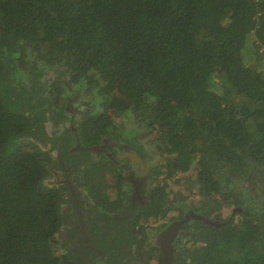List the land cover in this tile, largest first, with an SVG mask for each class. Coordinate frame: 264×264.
I'll return each instance as SVG.
<instances>
[{"label":"trees","instance_id":"obj_1","mask_svg":"<svg viewBox=\"0 0 264 264\" xmlns=\"http://www.w3.org/2000/svg\"><path fill=\"white\" fill-rule=\"evenodd\" d=\"M37 64L68 81L57 92L77 84L100 98L83 144L118 116L142 119L175 153L162 159L168 176L192 164L203 195L241 207L238 221L203 226L204 245L176 264H264V211L249 214L231 190L239 178L264 184V0H0V264H82L60 245L61 192L41 185L45 156L16 143L29 122L10 100ZM156 191L130 212V232L162 213Z\"/></svg>","mask_w":264,"mask_h":264},{"label":"flooded vegetation","instance_id":"obj_2","mask_svg":"<svg viewBox=\"0 0 264 264\" xmlns=\"http://www.w3.org/2000/svg\"><path fill=\"white\" fill-rule=\"evenodd\" d=\"M38 65L28 68V74L21 80L25 84H17V106L29 122L28 134L42 137L50 146L52 144L51 148L43 145L44 163H48L47 167L51 170L54 161L47 150L55 155L54 163L58 171L65 174L63 178L66 183L56 185L61 192L62 202L63 235L60 241L63 246L71 244L73 255L82 264H162L163 255L156 245L157 238L172 223L183 221L189 215L171 240L173 264H176L187 249L204 245V237L210 228H217L212 225L213 222L224 225L231 219L238 221L240 215L244 217L241 207H230L232 212L239 210L234 216L230 214L221 219L219 215L223 206L219 209V205L210 200L212 195H203L196 181L200 197L197 204H187L185 197L175 193L181 171L177 176L174 173L168 176L169 164L162 160L166 156L174 157L175 153L164 154L155 132L145 129L142 119L118 116L114 118L115 124L111 130L97 141L91 136V141L84 145L79 127L85 118L97 113L100 98L94 90L77 84L57 92L54 84L66 80L65 77L57 78V73L50 77L48 71ZM33 74L37 79L32 77ZM61 123L63 128L54 129ZM156 158L158 161H155ZM149 161H152V166L146 173L145 163ZM89 167H96L97 170L87 173ZM127 175H135L132 180L137 179L136 182H125ZM145 176L148 178L145 179ZM123 185L127 189L133 188L134 212L143 210L149 204V192L157 190L155 197L159 199L162 213L154 219L140 221L138 224L144 223L142 233L138 232V224L130 232L133 215L125 208ZM219 198L218 195L216 199ZM244 207H247L245 201ZM247 208L250 209H247L249 214L256 210L260 211L255 213L264 211V207ZM172 211L177 214L170 216ZM205 225L207 232L201 234ZM259 231L264 239V225Z\"/></svg>","mask_w":264,"mask_h":264},{"label":"rangeland","instance_id":"obj_3","mask_svg":"<svg viewBox=\"0 0 264 264\" xmlns=\"http://www.w3.org/2000/svg\"><path fill=\"white\" fill-rule=\"evenodd\" d=\"M246 50L249 51L248 55L246 56V59H250V60H255L256 57L253 55V48L251 46V42L250 40H248L247 46H246ZM244 61V59H243ZM259 64L262 65V63L259 62ZM264 68V66H263ZM48 71V75L51 77L53 73H55L53 70L51 69H47ZM28 74V73H27ZM33 78L37 79V77L33 74L32 76ZM45 78V77H44ZM19 100L18 98H11L10 102H11V106L12 108H14L15 110L20 108L17 106ZM76 106V105H75ZM81 110L83 109L82 107L80 108ZM129 120V122L131 121L130 119H127V121ZM60 125V126H59ZM56 125V127L54 129L57 128H63V124H59ZM63 130L60 131V133ZM43 145L46 146L47 148H51L52 144L50 146V144L48 142L45 141V139H43ZM52 158H55V155H52ZM155 161H158V159L156 158ZM152 166V161H149V163H145V172H148L149 167ZM53 171L56 172L55 175V179L54 181L57 183H61L64 182V178L63 176L65 174H62L58 171L57 169V165L53 162L52 164V168ZM188 169H190L188 171ZM150 175H151V171H150ZM149 175V176H150ZM135 178V175H127V178L125 179V182L128 181H132L134 183V181L136 182V180H132ZM148 177L145 176V179H147ZM149 180V179H148ZM178 181L179 183L175 185V189L177 194H180L181 197H185L187 200V204H197L200 197L198 196V186H196L197 184H195V171L193 169V165H189V167H187L185 170L181 171V173L178 174ZM134 185V184H133ZM124 188H126L123 185ZM234 187V188H233ZM133 188L131 187V189H127L125 193H131L132 195L130 197H132L129 201L130 203L133 205V209H134V195L132 193ZM231 190L238 196L241 197L245 203L247 207H255L256 209H261L264 206V196H263V191H264V184L259 181V180H255V179H244V178H239L235 181V184L232 186ZM125 195V194H124ZM66 196V194L64 195ZM218 196V194H214L210 197V200L212 199L213 202L216 201V197ZM173 197V194L170 195V198ZM126 198V197H125ZM260 203V205H258ZM129 209L128 211H134L133 209ZM177 213L172 211L170 212V216H175ZM230 214H232V209L230 207H226L223 206L222 207V212L221 215H219V217H221V219L227 218ZM63 219V217H62ZM63 228V227H62ZM61 235H63V230H60V233L57 235L60 239ZM60 242V241H59ZM61 245V243H60ZM68 244L65 245V248H67Z\"/></svg>","mask_w":264,"mask_h":264},{"label":"water","instance_id":"obj_4","mask_svg":"<svg viewBox=\"0 0 264 264\" xmlns=\"http://www.w3.org/2000/svg\"><path fill=\"white\" fill-rule=\"evenodd\" d=\"M16 143L18 145H23V146H32L36 149H38L41 153H43V139L42 137H38L36 135H33L32 133L27 134L26 136L17 138ZM46 152L49 153L50 158L55 161V158H52V155L49 151L46 150ZM48 175L41 181L42 186H47V187H56L57 182L54 181L56 172L53 171V169L49 170L48 167ZM63 183H66L65 181ZM123 193L125 194L126 197V206L127 210L131 209L133 205L130 203V197L132 194L131 193H125L126 188H122ZM133 209V208H132ZM239 210V209H237ZM234 209L232 212L231 216H234L235 213H237ZM189 219V215H186L183 221H176L172 223L162 234L157 238L156 245L159 247L162 251L163 255V262L162 264H173V248L171 246V240L175 235H177L180 227ZM206 223H209V221H206ZM212 225L219 227L221 224L219 222H213Z\"/></svg>","mask_w":264,"mask_h":264}]
</instances>
